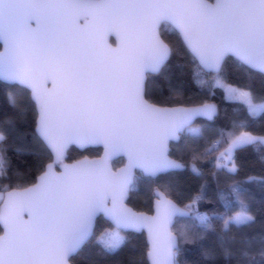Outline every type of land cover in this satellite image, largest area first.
Listing matches in <instances>:
<instances>
[{"label":"snow or ice","instance_id":"6c2138e0","mask_svg":"<svg viewBox=\"0 0 264 264\" xmlns=\"http://www.w3.org/2000/svg\"><path fill=\"white\" fill-rule=\"evenodd\" d=\"M165 32L179 34L194 78L208 96L222 88L223 99L245 106L249 116L264 112V95L256 97L250 88L225 83L218 75L229 56L264 74V0H0V82L30 91L37 138L52 156L34 183L0 192V264H69L93 236L101 214L114 227L96 238L100 252L115 255L128 242L123 230L147 227L149 264H176L178 240L196 238L188 232L174 235L170 228L176 220L200 230L219 220L225 231L255 222L242 198V185L257 179L253 176L217 188L215 202L223 212L199 211L203 185L183 207L157 191L152 216L125 203L134 170L157 177L184 168L170 158V141H178L181 133L202 138L195 118L212 120L218 111L207 100L161 107L145 98L146 74L158 72L173 53ZM212 72L217 73L213 79L201 78ZM49 80L51 89L45 86ZM9 103L18 105L12 93ZM10 123V118L0 121V175L5 177ZM246 127L244 121L232 125ZM217 135L202 153L209 156L226 145L213 157L217 172L237 173L235 152L264 146V136L250 131L220 128ZM70 144L102 146L103 156L66 164ZM125 157L127 164L113 170V161ZM56 165L61 171L54 170ZM192 171L202 174L195 165ZM256 239L234 235L235 248L221 239L222 253L226 259L255 261L251 245ZM258 239L264 260V234Z\"/></svg>","mask_w":264,"mask_h":264},{"label":"trees","instance_id":"16d2710c","mask_svg":"<svg viewBox=\"0 0 264 264\" xmlns=\"http://www.w3.org/2000/svg\"><path fill=\"white\" fill-rule=\"evenodd\" d=\"M164 38L173 47V53L158 74L148 75L146 80V98L151 102L172 106L196 105L207 102H215L218 106V115L207 121L198 119L193 126H200L203 136L193 139L187 133H183L180 140L170 143L171 156L185 165L183 170L171 171L161 174L156 178L143 176L140 172L135 175L134 186L130 191L128 203L136 210L151 212L154 189L166 192L178 205L182 206L201 193L204 186V199L197 205L199 211L206 213L223 212L221 205L216 203L218 187H224L233 181H245L249 176L257 179L242 186L246 189L242 198L250 205L256 220L247 228L238 229L230 226L225 231L223 222L213 220L212 226L207 230H200L186 225L184 220H176L172 229L177 235L188 232L195 239H179V248L175 257L176 264H264L259 256L262 245L258 237L264 234V146H248L235 152V159L239 171L235 174L217 172L214 168V156L219 154L226 145L222 144L220 149L205 156L202 153L209 143L218 138L217 131L220 128L233 130L238 134L240 130L250 131L253 134L264 135V112L255 117L249 116L245 106L228 102L223 99L222 88L214 90V96H208L201 86L196 82L193 72L192 59L178 33L165 32ZM225 83L248 87L254 96L264 95V74L248 69L231 56L226 57L218 73ZM217 73L202 75V79L211 80ZM9 93H12L17 102V107L9 103ZM23 109V111H21ZM36 108L30 99L29 91L18 85H7L0 82V121L6 118L11 123L6 130L7 147L6 157L8 161L7 176L0 175V191L5 192L16 186H29L34 183L36 177L43 171L44 166L52 160L49 150L37 138L35 133ZM246 122L244 129H233V122ZM254 148L256 150H254ZM100 148H88L79 151L70 147L67 152V161H74L83 156H98ZM196 157L195 159L193 157ZM123 163V159L113 161L117 167ZM195 165L201 175L193 173ZM9 177V181L6 178ZM5 185L9 187L5 189ZM209 201H213L209 203ZM236 209L234 208L233 211ZM112 228L110 223L102 216L97 218L94 234L91 239L71 257V264H148L146 258L147 243L143 233H123L128 238L127 244L115 255H104L95 243L97 235L105 229ZM247 233L251 237H257L251 245V250L257 253L255 261H245L233 256L226 259L222 253L221 239L226 246L231 245V237ZM206 253H212L206 255Z\"/></svg>","mask_w":264,"mask_h":264},{"label":"water","instance_id":"95a60500","mask_svg":"<svg viewBox=\"0 0 264 264\" xmlns=\"http://www.w3.org/2000/svg\"><path fill=\"white\" fill-rule=\"evenodd\" d=\"M109 43L113 46V47H115L116 46V38H115V36H110L109 37ZM3 49H2V46H0V51H2ZM233 58H235V57H233ZM236 59V58H235ZM167 62V61H166ZM166 62H165V64H166ZM164 64V65H165ZM164 65L161 67V69L158 71V72H156V73H147L146 74V80H147V76L148 75H153V74H158L161 70H162V68L164 67ZM206 72H207V70H205ZM255 71V70H254ZM258 72V71H257ZM213 73H216V72H213ZM4 83V82H3ZM19 86V85H18ZM45 86L47 87V88H49V89H51L52 87H53V85H52V82L49 80V81H47L46 82V84H45ZM20 87H22V86H20ZM26 89V88H25ZM28 90V89H27ZM29 91V90H28ZM29 94H30V91H29ZM146 98V97H145ZM147 99V98H146ZM148 100V99H147ZM149 102H151L150 100H149ZM151 103H153V102H151ZM209 103H213V104H216L215 102H209ZM155 104V103H154ZM158 105V104H157ZM196 105H198V104H196ZM217 105V104H216ZM158 106H161V107H173V106H177V105H172V106H170V105H168V106H163V105H158ZM185 106H195V105H185ZM218 107V106H217ZM36 108V107H35ZM36 113H37V111H36ZM218 115V111H217V113H216V115L213 117V119L216 117ZM36 118H37V116H36ZM198 119H204V120H207V121H212V120H208V119H206V118H204V117H197V118H195V120H194V123L198 120ZM193 123V124H194ZM35 129H36V121H35ZM35 133H36V131H35ZM183 133H181L180 134V137H181V135H182ZM179 140H180V138H179ZM178 140V141H179ZM178 141H170V143H176V142H178ZM70 147H75L76 149H78L79 151H84V150H86V149H88V148H100L101 149V152H100V154L98 155V156H94V157H91V156H83V157H80V158H78V159H76V160H74V161H67L66 160V157H67V152H68V150H69V148ZM171 148V147H170ZM50 152V151H49ZM103 152H104V150H103V147L102 146H96V145H89V146H83V147H81V146H79V145H77V144H70L69 146H68V148H67V150H66V153H65V159H64V163H66V164H72V163H75L76 161H79V160H82V159H84V158H87V159H89V160H96V159H100L102 156H103ZM170 158L171 159H173V160H176V161H178L179 163H181L179 160H177V159H175V158H173L172 156H170ZM117 160V159H116ZM52 161V160H51ZM50 161V162H51ZM115 161V160H114ZM50 162H48V163H50ZM47 163V164H48ZM127 164V158L125 157V158H123V163L122 164H120L119 166H117V167H114L113 166V170H117V169H119V168H121V167H124L125 165ZM182 164V163H181ZM184 168H182V169H176V170H170L169 172H171V171H180V170H183ZM54 170L55 171H57V172H59V171H61V167L59 166V165H56L55 167H54ZM137 172H140L143 176H145V177H149V176H147V175H144L140 170H134V175H136V173ZM168 173V172H167ZM161 174H165V173H161ZM161 174H159V175H161ZM158 175V176H159ZM150 178H156V177H150ZM13 188H11V189H8V190H6L5 191V193L7 192V191H10V190H12ZM157 191H160V192H163L162 190H160V189H154V198H153V201H152V206H151V212H146V211H142V210H136L135 208H133L129 203H128V198H129V195H130V191L128 192V194H127V196H126V198H125V203L127 204V206L129 207V208H131L133 211H136V212H138V213H144L145 215H148V216H152V215H155V211H154V202H155V199H156V192ZM169 199H171V200H173L171 197H168ZM173 202H175L174 200H173ZM176 203V202H175ZM180 206V205H179ZM180 207H182V206H180ZM100 216H102L105 220H107L102 214L101 215H98L97 216V218H99ZM97 218H96V220H97ZM96 220H95V224H96ZM109 223H110V225L112 226V227H114V225L109 221V220H107ZM175 223V222H174ZM174 225V224H173ZM173 225L171 226V228H170V230H171V232L174 234V235H177L174 231H173V229H172V227H173ZM94 229H95V225H94ZM123 233H127V232H134V233H138V234H140V233H143L144 234V236H145V241H146V243H147V248H148V246H149V236H148V229H147V227H144V228H142V229H139V230H123L122 231ZM85 245V244H84ZM83 245V246H84ZM82 246V247H83ZM178 248H179V240H178V244H177V250H178ZM77 254V253H76ZM76 254H74V255H76ZM73 255V256H74ZM73 256H71V257H73ZM71 257L69 258V264H71V261H70V259H71ZM147 258V257H146ZM147 262H148V264H149V261H148V259H147Z\"/></svg>","mask_w":264,"mask_h":264},{"label":"rangeland","instance_id":"374dc122","mask_svg":"<svg viewBox=\"0 0 264 264\" xmlns=\"http://www.w3.org/2000/svg\"><path fill=\"white\" fill-rule=\"evenodd\" d=\"M254 135H257V134H254ZM257 136H264V135H257ZM6 180L9 181V177H7ZM0 192H1V191H0ZM108 229H111V228H108ZM121 234L123 235V232H122ZM99 235H100V234H99ZM99 235H97V237H98ZM97 237H96V238H97Z\"/></svg>","mask_w":264,"mask_h":264},{"label":"built area","instance_id":"2783aa9c","mask_svg":"<svg viewBox=\"0 0 264 264\" xmlns=\"http://www.w3.org/2000/svg\"><path fill=\"white\" fill-rule=\"evenodd\" d=\"M201 212H204V211H201Z\"/></svg>","mask_w":264,"mask_h":264}]
</instances>
